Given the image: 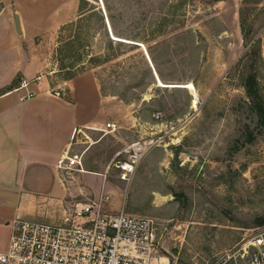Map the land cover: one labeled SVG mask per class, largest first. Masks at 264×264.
<instances>
[{
	"label": "rangeland",
	"instance_id": "rangeland-1",
	"mask_svg": "<svg viewBox=\"0 0 264 264\" xmlns=\"http://www.w3.org/2000/svg\"><path fill=\"white\" fill-rule=\"evenodd\" d=\"M87 1L100 6L99 0ZM109 1L120 30L137 41L127 43L140 46H109L96 18L87 29L93 52L112 60L72 74L92 72L103 96L117 98L122 108L115 133L84 166L106 167L111 193L105 194L113 197L115 212L159 222L161 254L169 264H216L264 221V128L244 87V77L254 71L236 67L256 40L264 44V0ZM61 2L70 14L57 30L54 61L43 74L55 93L71 80L60 70L57 49L61 36L73 35L62 29L78 19L81 0ZM108 30L110 39L117 38ZM260 81L264 89L263 69ZM190 83L198 108L192 91L179 86ZM152 140L129 181L108 168L127 146Z\"/></svg>",
	"mask_w": 264,
	"mask_h": 264
},
{
	"label": "crops",
	"instance_id": "crops-1",
	"mask_svg": "<svg viewBox=\"0 0 264 264\" xmlns=\"http://www.w3.org/2000/svg\"><path fill=\"white\" fill-rule=\"evenodd\" d=\"M0 251L9 247L17 218L62 224L76 204L90 205L108 193L105 168L63 171L67 154H81L83 164L115 133L121 102L103 96L92 72L64 81L53 92L43 74L50 65L57 30L70 11L61 0H0ZM75 1H73V9ZM19 18L20 30L16 19ZM264 58V44L262 48ZM56 64V63H55ZM24 81L35 97L22 101ZM118 155V154H117ZM116 155V156H117ZM111 193V192H109ZM94 196V197H93ZM94 198V199H93ZM116 214L113 197L102 200Z\"/></svg>",
	"mask_w": 264,
	"mask_h": 264
},
{
	"label": "built area",
	"instance_id": "built-area-1",
	"mask_svg": "<svg viewBox=\"0 0 264 264\" xmlns=\"http://www.w3.org/2000/svg\"><path fill=\"white\" fill-rule=\"evenodd\" d=\"M24 81L22 101L35 97ZM108 128L116 126L108 124ZM154 141L133 143L119 153L108 168H116L125 182L136 173L144 154ZM127 155V159L120 156ZM61 170L82 171L83 157L67 154L60 158ZM103 195L92 204L74 205L62 224H42L15 219L9 247L0 251V264H169L161 254L160 224L147 216L104 211ZM216 264H264V224L247 234L236 246L219 256Z\"/></svg>",
	"mask_w": 264,
	"mask_h": 264
},
{
	"label": "trees",
	"instance_id": "trees-1",
	"mask_svg": "<svg viewBox=\"0 0 264 264\" xmlns=\"http://www.w3.org/2000/svg\"><path fill=\"white\" fill-rule=\"evenodd\" d=\"M93 1L98 2V0ZM102 1L103 3L99 0V5L101 7L103 5V8L105 6L107 16L103 13L102 8H99L100 6L91 4L87 0H81L78 19L75 22L64 26L62 29V33L66 32L68 29L73 32L72 37L68 40H63V37H60L58 41L59 48L57 49V55L59 56L58 61L61 65L60 70H67L68 75H70V79L74 78L75 75L72 74V71H74V69L77 67H83V69L86 67L87 69V66L85 65H89L96 68L102 65L104 62L106 63L112 60L111 55L109 54H96L93 52V47L90 45V35L87 32V29L90 30L89 26L91 25L93 19H97V22L104 32L105 38L108 40L109 46H112L115 42L119 48L131 47L132 44L122 43L110 39L106 32V27L108 28L106 18L109 20V26L111 28L112 34H114L117 38L137 42L133 36H130L120 30L117 17L114 14L110 1ZM86 4L91 7L90 9L84 11V5ZM262 48V40H256L252 46V52L243 57L236 67L240 68V66L243 65L244 69L251 68L252 71H254L244 77V87L246 89L247 95L252 100L253 109L258 114L260 126L264 128V89L262 88L260 81V69L264 70ZM148 55H150L149 57H151L152 63L156 66V59L154 58L150 49ZM253 56H255L256 60L253 59ZM249 62H251V64ZM159 75H161L160 72ZM249 142H253L252 136L250 137ZM260 223L263 225L264 221H261Z\"/></svg>",
	"mask_w": 264,
	"mask_h": 264
},
{
	"label": "water",
	"instance_id": "water-1",
	"mask_svg": "<svg viewBox=\"0 0 264 264\" xmlns=\"http://www.w3.org/2000/svg\"><path fill=\"white\" fill-rule=\"evenodd\" d=\"M100 2H102V0H100ZM102 10L104 11V13H105V15H106L105 6H104V8H103V6H102ZM106 16H107V15H106ZM16 22H17V28H18V30L21 31V30H20V25H19V18L16 19ZM106 22H107V25H108V29H109V31H110V34H111V36H112V38H113V35H112V33H111V28H110V26H109V20H108L107 18H106ZM113 39H114V38H113ZM120 39H122V38H120ZM114 40H115V39H114ZM124 40H126V39H124ZM115 41L122 42V43H127V42H124L123 40H115ZM127 44H132V45H138V46H140L139 44H135V43H127ZM146 55H147V58H148V60H149V62H150V64H151L152 68H153V65H152V63H151V60L149 59V56H148L147 53H146ZM154 75H155L156 78L158 79V77H157V73H156L155 69H154ZM158 81H159V79H158ZM166 88H169V87H166ZM175 88H178V87H175Z\"/></svg>",
	"mask_w": 264,
	"mask_h": 264
},
{
	"label": "bare ground",
	"instance_id": "bare-ground-1",
	"mask_svg": "<svg viewBox=\"0 0 264 264\" xmlns=\"http://www.w3.org/2000/svg\"><path fill=\"white\" fill-rule=\"evenodd\" d=\"M115 39H117V38H115ZM118 40H119V38H118ZM126 42H131V41L126 40ZM161 85L167 86V85H165L162 81H161ZM179 86H181V87H183V88H185V89H187V90L192 91V93H193L194 96L196 97L195 101H193V107H194V108H196V107L198 108L197 104H198L199 101H198V96H197L196 89H195L194 85L190 83V84L179 85ZM171 88H174V87L171 86Z\"/></svg>",
	"mask_w": 264,
	"mask_h": 264
}]
</instances>
